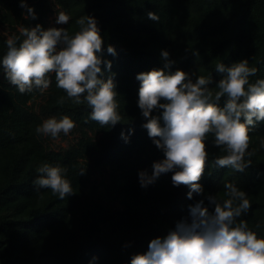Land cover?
I'll return each mask as SVG.
<instances>
[{
    "label": "trees",
    "instance_id": "obj_1",
    "mask_svg": "<svg viewBox=\"0 0 264 264\" xmlns=\"http://www.w3.org/2000/svg\"><path fill=\"white\" fill-rule=\"evenodd\" d=\"M37 19H26L20 0H0V57L7 52L6 40L20 35L21 27L36 24L48 29L47 19L56 11L70 14L69 34L78 30L75 21L93 15L104 38L103 57L112 61L122 119L114 127L91 120L86 103L70 100L52 84L43 93H20L0 69V264H130L133 254L147 251L151 239L162 237L175 222L187 215L188 205L201 196L187 198L189 188L174 187L172 173L161 175L146 188L138 173L152 171V163L163 158L142 127L138 108L139 81L136 75L163 68L161 50L174 61L170 71L181 69L222 78L216 65L230 66L247 58L258 69L251 82L264 79V0H27ZM156 12L159 20L147 16ZM23 39V37H21ZM19 44V41H17ZM115 47L117 55L107 52ZM102 69L105 67L101 66ZM43 99L36 109V100ZM224 98L220 103L223 104ZM37 111V112H36ZM162 111V110H161ZM157 113L154 111L153 115ZM70 116L76 139L60 152L49 149L35 129L45 116ZM134 129L129 141L121 137ZM249 150L255 149L251 165L244 172L217 168L215 157L223 153L211 143L205 173L199 183L205 193L223 195V184L233 181L246 191L250 210L239 219L264 236V122L249 133ZM42 162L67 169L73 194L59 199L50 189H39L32 181ZM84 170L83 174H80ZM99 175L101 181H95ZM111 185L99 192L98 185ZM106 188V186H105ZM107 190V191H106ZM207 204V201L205 202ZM213 211V208L209 209ZM259 225V227H257Z\"/></svg>",
    "mask_w": 264,
    "mask_h": 264
},
{
    "label": "clouds",
    "instance_id": "obj_2",
    "mask_svg": "<svg viewBox=\"0 0 264 264\" xmlns=\"http://www.w3.org/2000/svg\"><path fill=\"white\" fill-rule=\"evenodd\" d=\"M19 6L26 10V19H37L27 0H20ZM55 15L58 25H67L71 18L63 10ZM147 16L154 22L159 20L156 12L150 11ZM75 23L79 27L74 34L64 27H21L19 36L6 40L8 50L0 57V69L22 94L34 90L43 93L52 84L54 74L56 87L65 93L59 103H86L91 120L102 127H114L122 117L116 100L115 74H105L111 72L112 61L103 57L101 29L93 15L85 14ZM107 52L117 55L111 44ZM160 55L163 68L136 75L137 105L145 120L142 127L163 153L162 159L152 163L151 173L146 169L138 173L139 183L146 188L161 175L172 173L174 187L189 188L188 199L192 200L194 194L202 198L188 205L187 215L177 220L166 235L151 239L146 252L133 254L130 264H264V236H258L246 220H238L251 208L246 191L226 181L221 196L205 193L199 183L209 156V137L223 153L215 157L217 168L229 167L242 173L251 165V159L246 157H252L256 150H249V133L264 122V79L250 81L258 69L250 66L247 58L230 66L220 62L215 70L222 78L213 90L209 77L181 69L170 71L174 64L170 53L162 49ZM75 127L70 116L62 115L43 120L35 131L56 139L61 133L69 135ZM133 132L129 129L125 135L122 131V139L128 142ZM260 147L264 148V139ZM36 171L39 175L32 183L37 190L50 189L62 200L74 193L66 168L42 162ZM83 173L84 170L80 174ZM97 259L93 257L89 264Z\"/></svg>",
    "mask_w": 264,
    "mask_h": 264
},
{
    "label": "rangeland",
    "instance_id": "obj_3",
    "mask_svg": "<svg viewBox=\"0 0 264 264\" xmlns=\"http://www.w3.org/2000/svg\"><path fill=\"white\" fill-rule=\"evenodd\" d=\"M55 12H56V8H54L52 10V13L48 16V19H47L48 27H54V26L58 25L55 22V20H56ZM0 31L2 33H5V34L8 33V31L3 27L0 28ZM43 104H44L43 99H41V98L37 99L36 100V109L42 108ZM47 118H49V116H45L43 118V120H45ZM44 138H45L46 145L49 149H51L52 151H55V152H60L61 150L65 149L69 144H71L76 139V134L72 130L71 133L67 136H65L63 133H61L60 136L56 139H52L51 137H45V136H44ZM95 181H96V183L100 182L101 177L99 175H96ZM107 181L108 180H105L106 188L104 185H98L100 193H103L105 191V189H107L108 191H111L112 187H111V185H109V183Z\"/></svg>",
    "mask_w": 264,
    "mask_h": 264
}]
</instances>
